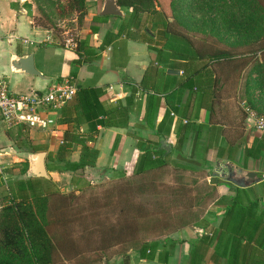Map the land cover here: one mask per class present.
Here are the masks:
<instances>
[{"label": "crops", "instance_id": "1", "mask_svg": "<svg viewBox=\"0 0 264 264\" xmlns=\"http://www.w3.org/2000/svg\"><path fill=\"white\" fill-rule=\"evenodd\" d=\"M101 9L99 3L89 9L79 39L97 49L104 47L96 58L89 59L83 54L80 64L73 67L71 61L78 58L75 42L58 45L48 29L34 24L27 0H0V78L7 80L13 93L28 95L70 80L76 89L82 85L100 88L99 99L106 105L121 101L119 112L126 114L117 117V123L111 126L99 127L93 143L99 147L95 166L85 169L92 183L113 173L132 175L139 153L137 137L157 141L158 150H161L159 141L164 138L171 145L169 161L196 167L198 170L186 169L182 174L203 175L210 189L209 203L200 223L218 227L225 204L235 194L244 204L257 201L258 210L264 212V134L254 126L255 115L264 114V41L256 51L232 49L229 57L212 65L210 83H204L206 76L198 77L197 87L176 67L180 60L165 54L159 64L163 71L160 91H140L132 98V83H140L151 61L158 59L157 52L141 33L127 35L125 13L103 15L102 21H94L93 17L102 16ZM29 54L41 76L12 67L14 59ZM72 69L75 76H70ZM127 102L131 103L128 112ZM61 106L48 113L57 119ZM22 127H8L0 118V177L4 182L8 178H27L26 173L21 174L22 163L28 162L32 152L55 153L66 128L57 123L56 129L47 135L27 128L25 138L21 135L25 133ZM78 156L79 146L71 159L77 160ZM226 163L253 171L260 180L239 186L235 181L241 179H226L231 174L222 166ZM48 173L51 179V172ZM248 218L241 221L234 218L230 221L231 230L217 232L206 252L200 251L198 264H264V232L253 229L248 232L247 228L249 222L264 224V213ZM203 234L211 236L196 222H188L180 231L147 238L160 240L144 253L149 258L140 256L139 248L129 247L117 254L111 252L110 258H105L106 264H189L190 248ZM166 237L176 240L172 249L164 243ZM226 238L231 240L230 251L222 248L225 252L220 255L219 240Z\"/></svg>", "mask_w": 264, "mask_h": 264}, {"label": "trees", "instance_id": "2", "mask_svg": "<svg viewBox=\"0 0 264 264\" xmlns=\"http://www.w3.org/2000/svg\"><path fill=\"white\" fill-rule=\"evenodd\" d=\"M116 1L121 8L127 9L124 16L127 35L135 36L141 33L146 42L152 46V49L156 50L158 56L156 61H151L140 83L135 84L132 81L130 88L132 98L135 93H140V91H160L159 79L163 71L159 64L165 54L175 58V60H180L181 63L176 67L181 68L182 73L190 78L192 86L197 87L198 77L206 76L207 79L204 80V83H210V76L214 72L212 65L220 58L229 57L232 49L239 52L256 51L259 50L261 42L264 41V37L252 39L254 35L249 34L262 30L264 3L261 0H185L192 15L182 14V8H176V3L172 0L167 1V8L161 4L160 0ZM84 3L85 0H68V6L72 10L82 9ZM104 18L105 16H96L93 17V20L102 21ZM196 20L200 24L194 27L191 22ZM175 23L180 27L182 26L183 30L174 27ZM93 32H96V29ZM189 33L202 34L206 38L209 36L218 37L226 47L222 49L217 48L213 43H200ZM52 39L60 46L65 45L64 41L55 34H52ZM75 44L78 58L71 61L73 67L80 64L83 54L89 56V59L96 58L104 47V45L98 49L91 47L85 39H79V37L75 40ZM75 73V69H72L70 76H75ZM162 89H166V85ZM101 94L100 88L82 85L75 90L74 96L60 107L59 116L56 120L58 124H63L66 128L55 153L49 152L47 154L46 169L47 171L68 173L72 191L67 193L66 197L62 195L50 178L27 177L15 179L12 183L6 184L0 177V264H54L53 242L46 227L42 224L39 214L46 211L51 199H55L56 206L64 207L60 208V217L63 222L70 221L74 216H81L77 214V212L80 213V209L72 214L66 211L67 208L72 207L69 206L67 200L80 199L83 197L84 191H92L95 187L91 177L85 173V169L95 166L99 147L93 143L99 134V127L111 126L117 123V117H123L126 114V112H119V107H122L121 101L106 105L99 99ZM125 106L127 112L131 111V103L127 102ZM137 140L139 153L132 176L138 177L148 173L164 172L168 177L173 178L174 184L169 187L170 183H166L168 186V189L166 186V190H169L170 193L165 198L164 194L159 197L157 203L155 202L154 209L151 211L146 209L148 218L152 217L153 219L151 221L144 219L146 227L143 223L139 225L152 230L154 234L147 235L148 232L141 234L138 232L140 228H136L137 226L134 228V232H131L130 228L134 225L125 223L126 220L121 223L123 228L116 232L110 231L112 235L108 237L105 235L100 237L102 243L97 246L100 258L108 259L106 252L108 248L112 247L114 248L113 254L123 252L129 247H137L140 250V256L149 258L144 253L151 249V244L154 247L157 246L160 240L156 238L148 241L147 238L159 237L163 234L159 231L160 229L155 230L154 227L160 222L167 226L169 224L171 228L165 232L168 234L180 231L182 227L187 225L186 222L182 221V225L175 227L176 221L171 219L172 215L170 216L169 212L172 208L179 212L189 206L192 200L191 189H188L184 182L182 185V171L198 169L196 167L190 168L182 162H170L168 155L163 156V151L156 148L158 142L151 138L137 137ZM78 146V159L72 160L71 155ZM22 164L24 167L21 169V174H25L28 162L25 161ZM168 168H171L170 171L165 172ZM195 181L196 179L192 180V182ZM129 188H131L130 191H135L136 185L129 184ZM123 189L126 190L120 186V190ZM169 194L171 196H168ZM206 196L208 195L206 194ZM138 208L143 210L145 207L139 206ZM160 208L165 209L168 217L170 216L168 220V217L164 221L162 217H159ZM83 211L87 212V207L83 208ZM262 213L264 212L258 210L257 201L244 204L240 196L235 194L225 204L223 218L218 227L214 228L209 223H200V217L194 220L193 222L202 226L203 231L209 232L211 236L203 234L192 244L189 264H198L200 251L206 252L210 244L214 242L213 237L217 232L226 233L231 230L230 221L232 219L237 218L238 221H241L248 217L261 216ZM149 222L152 226H147ZM163 224L160 227H163ZM247 228L248 232H251V229L254 232H264L263 222H249ZM164 243L172 249L176 240L166 237ZM219 248H221L220 255L225 252L222 251V248L229 252L231 240L229 238L220 239ZM223 256L229 259V255L224 254Z\"/></svg>", "mask_w": 264, "mask_h": 264}, {"label": "rangeland", "instance_id": "3", "mask_svg": "<svg viewBox=\"0 0 264 264\" xmlns=\"http://www.w3.org/2000/svg\"><path fill=\"white\" fill-rule=\"evenodd\" d=\"M167 1L168 0H160L161 4L166 8ZM172 1L176 3V8H182V14L192 15L185 0ZM261 1L264 3V0ZM27 3L29 4L34 24L48 29L51 34L57 35V37H60L65 43L66 40L75 42L83 28L85 15L89 12V9L96 6L97 3L101 5L102 0H85L84 6L79 10L70 9L68 0H27ZM122 10L124 13L127 11L124 7H122ZM113 19L118 18L114 17ZM191 23H193L192 26L194 27L200 24L198 20ZM174 27L183 30L182 26L180 27L176 23ZM260 32L261 35H259ZM249 34L254 35L252 39L263 38L264 24L261 31ZM189 35L203 44L213 43L217 47L225 45L220 42L218 37L209 36L206 38L202 34L194 35L193 33H189ZM14 127H18V125ZM21 129L25 130V133H21V135L22 137L25 135L26 138L28 129L24 127ZM39 133L47 135L51 132L39 131ZM26 140L28 141V139ZM170 169L171 168L166 169L165 172L170 171ZM182 176V185H184V182L188 186L187 188L191 189L192 200L189 206H186L179 212H176V209H170L169 213L170 216L172 215L171 219L174 222L176 221L175 224H177L175 227L182 225V221L186 223L192 222L204 215L211 196L209 195L210 189L203 175L198 176L195 174L186 176L183 174ZM50 177L64 197L67 196V193L72 191L69 185L68 175H58L56 172L51 171ZM194 179H196V181L192 182ZM12 181V178H8L6 184H10ZM166 183H170V187L174 184V181L173 178L170 176L168 177L164 172L148 173L138 177L129 174L120 175L113 173V176L106 179H98L94 189H92V191H84L82 198L72 201L67 200L69 206L72 207L67 208L66 211L72 214L73 212L75 213L77 209H80V213L77 212V214L81 215L74 216V218L70 217L73 219L68 222L66 221L67 223L63 222L60 217V208L64 207L56 206L55 199H51L49 207L46 211L39 214V218L46 227L53 242V263L103 264L105 258H100L98 256L99 253L97 249V246L102 243L100 242V237H104V235L108 237L112 235L110 231L116 232L120 228H123L121 223L126 220L125 223L134 225V227L130 228L131 232H134V228L137 226L136 228H140L138 232L141 234H145L144 232H148L146 233L147 235H150V233L154 234L152 230L143 228L142 226L140 227L139 225L142 223L144 224L146 219V221H151L153 219L152 217L148 218L149 215H146V209L151 211L155 208V202L159 197H162L164 194L165 198V196L170 193L169 190H166ZM129 184L136 185V190L130 191L131 188H129ZM120 186L126 190H120ZM206 194L208 196H206ZM168 196L171 195L169 194ZM139 206L145 207L143 208L144 211L142 208H138ZM86 207L87 212L83 211V208ZM147 214L149 213L147 212ZM158 214L159 217H162L163 221L168 217V214H166L163 208H160ZM162 224L163 222H160L154 228L155 230L160 229L159 231L164 234L171 228V225L168 224L167 226L163 224V227H160ZM147 226L152 225L149 222ZM144 227H146L145 224ZM113 249V247L108 248L106 252L108 259Z\"/></svg>", "mask_w": 264, "mask_h": 264}, {"label": "built area", "instance_id": "4", "mask_svg": "<svg viewBox=\"0 0 264 264\" xmlns=\"http://www.w3.org/2000/svg\"><path fill=\"white\" fill-rule=\"evenodd\" d=\"M73 42L66 40L65 45ZM75 86L69 80L52 84L49 88L31 94L13 93L8 82L0 78V118L8 127L23 126L28 129L53 132L56 119L49 110L63 105L75 93ZM255 128L264 134V114L254 117Z\"/></svg>", "mask_w": 264, "mask_h": 264}, {"label": "water", "instance_id": "5", "mask_svg": "<svg viewBox=\"0 0 264 264\" xmlns=\"http://www.w3.org/2000/svg\"><path fill=\"white\" fill-rule=\"evenodd\" d=\"M100 15H116L122 16L124 12L121 6L117 3L116 0H102V9L99 13ZM12 67L14 69L22 70L26 73L32 75L41 76L40 72L34 67L33 57L31 54L26 55L25 57H19L12 61ZM169 72L179 73L178 70H169ZM158 148L163 150V155L166 156L171 152V145L167 143L164 138H161L159 141ZM46 151H37L32 152L28 158V168L26 174L28 177H44L49 178V173L46 169ZM218 165V163H217ZM224 166L225 169L230 170V173L226 179L227 180H237L241 179V182L235 181L239 186H245L246 183H255L260 180V177L253 171H247L242 168H239L231 163H226ZM51 172V171H50ZM103 264H106V260H103Z\"/></svg>", "mask_w": 264, "mask_h": 264}]
</instances>
